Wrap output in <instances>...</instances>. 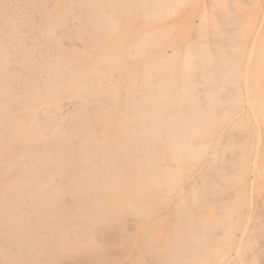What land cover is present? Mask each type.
Returning <instances> with one entry per match:
<instances>
[{
    "label": "bare ground",
    "instance_id": "6f19581e",
    "mask_svg": "<svg viewBox=\"0 0 264 264\" xmlns=\"http://www.w3.org/2000/svg\"><path fill=\"white\" fill-rule=\"evenodd\" d=\"M257 209L264 0H0V264H255Z\"/></svg>",
    "mask_w": 264,
    "mask_h": 264
},
{
    "label": "rangeland",
    "instance_id": "374dc122",
    "mask_svg": "<svg viewBox=\"0 0 264 264\" xmlns=\"http://www.w3.org/2000/svg\"><path fill=\"white\" fill-rule=\"evenodd\" d=\"M258 210V213L260 214V213H262V214H260L261 216H259V214L257 213V216L258 217H260L259 218V220L261 221H259V223L262 225H259L258 226V230H257V228L254 230V231H252V234H251V237H250V241H251V243H252V257L254 258V261H255V264H264V209H257ZM259 211H261V212H259ZM257 230V231H256ZM257 233H256V232ZM253 232H254V234H253ZM239 235H240V233H239ZM239 235H238V233L236 234V236H238L239 237ZM238 237H235V239L236 240H234L235 241V245H238V244H240V241H241V239L240 238H238ZM238 240V241H237ZM241 246L240 247H242L244 244L241 242V244H240ZM255 247V248H254ZM236 248H232V250H231V256L232 257H235V253L233 254V252H234V250H235ZM255 250V251H254ZM234 255V256H233ZM124 262V260H127V261H125V263L126 264H134V263H136V259H134V258H129V259H117V261L118 262Z\"/></svg>",
    "mask_w": 264,
    "mask_h": 264
}]
</instances>
